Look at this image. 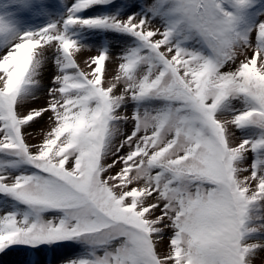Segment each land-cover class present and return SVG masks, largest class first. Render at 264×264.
I'll use <instances>...</instances> for the list:
<instances>
[{
  "label": "snow or ice",
  "instance_id": "1",
  "mask_svg": "<svg viewBox=\"0 0 264 264\" xmlns=\"http://www.w3.org/2000/svg\"><path fill=\"white\" fill-rule=\"evenodd\" d=\"M13 253L264 264V0H0Z\"/></svg>",
  "mask_w": 264,
  "mask_h": 264
},
{
  "label": "rangeland",
  "instance_id": "2",
  "mask_svg": "<svg viewBox=\"0 0 264 264\" xmlns=\"http://www.w3.org/2000/svg\"><path fill=\"white\" fill-rule=\"evenodd\" d=\"M88 54H89V55H94L95 52L88 53ZM114 67H115L114 64L109 65L110 70H111V69H114ZM46 82H47V80H46ZM5 259L8 261V264H15V261H17V260L19 259V254H17V253H13V254H11L9 257H6Z\"/></svg>",
  "mask_w": 264,
  "mask_h": 264
}]
</instances>
